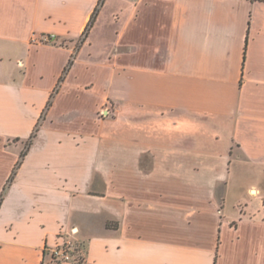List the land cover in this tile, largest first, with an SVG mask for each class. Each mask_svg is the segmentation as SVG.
Listing matches in <instances>:
<instances>
[{"label": "crops", "instance_id": "crops-1", "mask_svg": "<svg viewBox=\"0 0 264 264\" xmlns=\"http://www.w3.org/2000/svg\"><path fill=\"white\" fill-rule=\"evenodd\" d=\"M1 196L0 264H264V0H0Z\"/></svg>", "mask_w": 264, "mask_h": 264}, {"label": "trees", "instance_id": "trees-1", "mask_svg": "<svg viewBox=\"0 0 264 264\" xmlns=\"http://www.w3.org/2000/svg\"><path fill=\"white\" fill-rule=\"evenodd\" d=\"M102 1H103V0H100V4H101ZM96 12H97V8H96V10H95V12H94V14H93V16H92V18H91V20H90L88 26H87L86 29L84 30V32H83V34H82V36H81L79 42H82V41H84V40L86 39V37H87V35H88L89 28H90V26H91V24H92V21H93L94 18H95ZM73 63H74V58L72 57V58L69 60V62H68V64L66 65V67H65L64 74H63V76H62V78H61V81L65 78L66 74L69 72V70H70L71 66L73 65ZM54 94H55V92L52 93V95H51V97H50V100H49V102H48V104H47V106H46V109L44 110V112H43V114H42L40 120L38 121V123H37V125H36V127H35L34 132H33L32 135L29 137L28 142H27L26 150H24V151L21 153V155H20V159H19L17 165L15 166V168H14V170H13V173H12L10 179H9L10 182L14 179V177H15V175H16V173H17V169H18V167L20 166V164L22 163V160H23L24 156L26 155L27 148L32 144V142H33L35 136L37 135V132L39 131L40 126H41V124H42V120L45 118V115H46V113H47V110H48L49 107L51 106L52 98H53ZM1 200H2V196L0 197V202H1ZM83 249H84V248L81 246V244L72 243V242H69V243H68V250H69V252H70V254H71V256H72V262H83V261H84ZM51 257H52V259L55 261L56 264H62V261H61L60 259L56 258V257L53 256V255H52Z\"/></svg>", "mask_w": 264, "mask_h": 264}, {"label": "built area", "instance_id": "built-area-1", "mask_svg": "<svg viewBox=\"0 0 264 264\" xmlns=\"http://www.w3.org/2000/svg\"><path fill=\"white\" fill-rule=\"evenodd\" d=\"M53 38H55V34H44L39 38H33L32 41L37 43H48L51 42ZM68 243V241L64 242L52 250V255L60 259L62 263L72 262V256L68 250Z\"/></svg>", "mask_w": 264, "mask_h": 264}, {"label": "rangeland", "instance_id": "rangeland-1", "mask_svg": "<svg viewBox=\"0 0 264 264\" xmlns=\"http://www.w3.org/2000/svg\"><path fill=\"white\" fill-rule=\"evenodd\" d=\"M10 65H13V64H10ZM240 206H241V208H243V207H242V206H243V204H242V203H241V205H240ZM242 211H243V209H241V212H242Z\"/></svg>", "mask_w": 264, "mask_h": 264}]
</instances>
